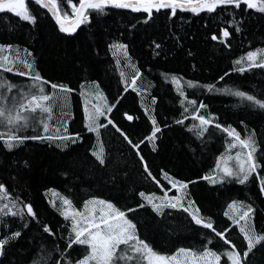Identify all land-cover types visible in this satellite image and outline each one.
Instances as JSON below:
<instances>
[{
  "label": "snow or ice",
  "instance_id": "obj_1",
  "mask_svg": "<svg viewBox=\"0 0 264 264\" xmlns=\"http://www.w3.org/2000/svg\"><path fill=\"white\" fill-rule=\"evenodd\" d=\"M115 14L124 23L106 30ZM42 20L65 45L58 75L21 43ZM253 22L264 28V0H0V264H264V80L247 77L264 75V38L208 83L179 68L146 79L125 42L143 32L156 65L195 61L197 43L229 51ZM85 29H95L92 42ZM97 50L115 59V93L110 79L91 76ZM230 73L239 86L227 84ZM204 93L238 98L253 119L228 122ZM164 96L178 104L170 117L161 116ZM137 98L142 116L130 114ZM213 141L222 151L192 177L161 155L194 165ZM41 147L47 160L36 159ZM202 184L219 197L198 192ZM245 189L255 199L240 198Z\"/></svg>",
  "mask_w": 264,
  "mask_h": 264
},
{
  "label": "trees",
  "instance_id": "obj_2",
  "mask_svg": "<svg viewBox=\"0 0 264 264\" xmlns=\"http://www.w3.org/2000/svg\"><path fill=\"white\" fill-rule=\"evenodd\" d=\"M123 23L124 21L121 19L120 15L115 14L113 17H110L107 21L106 30L115 31L118 24ZM27 31L28 30L25 29L24 41L21 42L22 46L31 45L37 50L38 55L42 53V56L40 57V67L43 68L44 72L49 76L58 75L60 73V64L58 63V61L62 63V57L65 52V45L63 41L57 43L56 33L53 32L52 24H50L47 20H42L39 27L37 29L32 30L30 37L27 35ZM94 31L95 29H85V32L81 33V38H85L89 42H92L94 40ZM149 31H151V29ZM262 38H264V28L260 27L257 22H253V25L250 27V30L247 34V39L244 40L243 45L239 43V38H237V40L233 41V48L231 50L220 51L218 49H213L212 47L205 49V46L202 43H197V48H199L201 51L200 55L197 56V59L195 61H192L190 58L187 57L178 56L175 60L170 59L167 64L161 61L159 65H156L151 60L150 50L148 47V39L143 34V32L135 34L134 36H126L125 42L131 43L130 54L133 55L134 61L138 65L143 64V68L141 69V71L144 72L146 79H152V77L158 75L160 71L179 68L181 70V74L185 75L186 79H200L201 83H208L214 82L212 78L216 77L218 73L222 74L221 70H228L231 61L239 57L245 50L248 49L250 41L253 42L254 46H258V42ZM105 39L108 40L109 37L105 36ZM80 42L81 40L78 38V40L73 41V45L77 46L80 44ZM97 51L99 52L98 60L102 62L94 64L91 76L92 78L98 76L101 79L105 80V82L110 79L112 85L111 92L115 93L118 80V73L115 72V59L113 58L112 54L106 52V50ZM185 59H187L188 62L187 68H185ZM193 63L199 65V67H197L195 70L191 68V65ZM128 71L130 72L131 70L129 69ZM254 71L256 73L255 77H253L252 73L247 74V77L249 78L248 82L259 87V82L261 80H264V75H262L259 70ZM226 82L230 87L239 86L242 83V79L239 74L230 73L229 77H226ZM224 83L225 82H219L218 86L222 87L224 86ZM169 87L170 86H165L164 90L160 92V95H163V92L167 91ZM126 96L127 98L123 101V107L125 110L133 108L135 94L131 93V90H129V93H127ZM170 96H175V93L172 92ZM170 96H164L163 109L161 110L162 117H170L171 114L167 112V109H170L172 107H178V104L172 103ZM210 96L212 98H210ZM200 98L206 103H209L210 109L218 112V114L222 118H226L229 114H232L231 119L228 120V122L236 121L238 118L242 117H246L249 120L253 119V117H251L247 113V111H245L243 104L239 101L238 98L226 97L221 95L212 96V94L207 93L201 95ZM234 105L236 106L234 107ZM135 109H137L138 111H134L130 114L142 116V109H139L138 98L135 102ZM76 116L77 119H79L80 114L77 113ZM117 119H120V114H117ZM128 123L129 122H125V126H127ZM135 123L140 127H143L141 121H136ZM177 135V132L166 131V136L171 138V144L179 148V142L176 139ZM105 139H107V137H105ZM217 149L222 151L220 143L213 141L210 146V150L206 152V155L203 160L197 161V163L194 165L186 162L183 159L176 160L175 156L172 155L171 152L161 153V155L165 157L166 161L167 159H172L177 164V167L182 171L183 175L192 177L193 171L195 169L203 167L204 170L207 171V166L211 164L213 156L215 154H218V152L216 151ZM34 152L37 160H47L48 156L51 155V153L48 152L44 147L36 148L34 149ZM169 167H172V165H169ZM49 186L57 187L58 190L63 191L62 186H58L56 184H50ZM212 187L213 186L211 185L202 184L201 189H198V192H201V194L205 196L219 197L218 192L213 191L209 193L207 191L208 188ZM239 188L240 186H235V188L232 189L231 193L225 192L224 195L220 197V204H224L225 200L230 195L236 196L237 189ZM42 192L43 189H41V193ZM29 195L35 196L36 193L30 192ZM244 196H250L255 199L253 193L247 191V189H245V191L240 194V198H243ZM38 203L41 205H46V201L43 200H38ZM41 210L43 211V208ZM215 210L216 209H214V211ZM48 214L52 215L51 210L48 211Z\"/></svg>",
  "mask_w": 264,
  "mask_h": 264
}]
</instances>
